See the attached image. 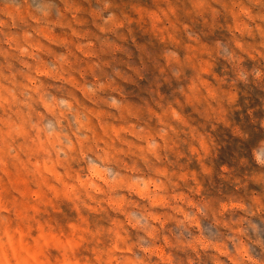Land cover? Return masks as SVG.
Segmentation results:
<instances>
[{"label":"clouds","instance_id":"clouds-1","mask_svg":"<svg viewBox=\"0 0 264 264\" xmlns=\"http://www.w3.org/2000/svg\"><path fill=\"white\" fill-rule=\"evenodd\" d=\"M38 259L264 264V0H0V264Z\"/></svg>","mask_w":264,"mask_h":264},{"label":"rangeland","instance_id":"rangeland-1","mask_svg":"<svg viewBox=\"0 0 264 264\" xmlns=\"http://www.w3.org/2000/svg\"><path fill=\"white\" fill-rule=\"evenodd\" d=\"M24 191H27V188H25ZM34 195L39 196L40 194L39 193H34ZM49 203H51V201H49ZM57 211H58V209H57ZM72 227H73V229L75 228V226H72ZM70 236H71V233H69V237ZM40 238L41 239H44L45 240V244L47 245L48 238L46 237V235H45V233L43 231H41ZM51 238L53 240L57 239L56 236H55V234H52ZM164 254H165L164 253V250H161V255H164ZM34 255L36 257H42V256H44L45 255V249L44 248H41V249L36 250L35 253H34ZM37 264H44V261L41 260V259H38L37 260Z\"/></svg>","mask_w":264,"mask_h":264}]
</instances>
